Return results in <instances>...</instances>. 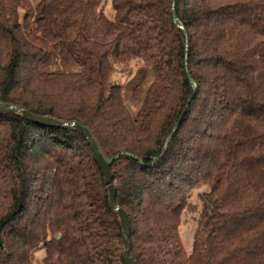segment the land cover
I'll list each match as a JSON object with an SVG mask.
<instances>
[{"label": "trees", "instance_id": "1", "mask_svg": "<svg viewBox=\"0 0 264 264\" xmlns=\"http://www.w3.org/2000/svg\"><path fill=\"white\" fill-rule=\"evenodd\" d=\"M106 2L0 0V103L120 154L136 264H264V0H112L114 20ZM41 249V264H127L85 135L0 113V264Z\"/></svg>", "mask_w": 264, "mask_h": 264}, {"label": "water", "instance_id": "2", "mask_svg": "<svg viewBox=\"0 0 264 264\" xmlns=\"http://www.w3.org/2000/svg\"><path fill=\"white\" fill-rule=\"evenodd\" d=\"M173 15L174 18H176V14H175V10H173ZM191 101V99H190ZM0 113L3 114H10V113H19L22 115L27 116L28 118H30L31 120L38 122V123H42V124H46L49 126H53V127H62V128H70V127H74L79 129L87 138L92 151L94 153V156L102 170V173L105 177V182L106 185L109 189V200H110V206L112 209H114L115 211H117L120 215L121 218V222L123 225V236H124V242H125V249H124V257L125 260L127 262V264H136V262L133 260V258L131 257V253H130V237H129V220H128V215L126 213V211L124 209H122L116 200V188L115 185L113 183V173L111 170V164L113 163V161H115L119 156L116 155L114 157L111 158H107L104 153L102 152L100 145L98 144L94 134L92 133V131L84 126L83 124H81L80 122H76V121H58L56 119L50 118V117H42V116H37L34 115L32 113H30L29 111L23 109L20 106L17 105H13L10 103H0ZM176 129V128H175ZM174 131L170 134V136L167 139L166 142V146L168 145L170 139L172 138ZM166 148V147H165ZM164 152H162V154L158 157V159H160L163 155Z\"/></svg>", "mask_w": 264, "mask_h": 264}, {"label": "rangeland", "instance_id": "3", "mask_svg": "<svg viewBox=\"0 0 264 264\" xmlns=\"http://www.w3.org/2000/svg\"><path fill=\"white\" fill-rule=\"evenodd\" d=\"M104 13L105 15L111 19H115V10L113 8L112 0H107L104 6ZM199 192H195L193 196V200L196 204L197 210L195 212L192 211H187L183 215V221H182V226H181V238L183 241V244L185 246V249L187 252H191L192 250V244H193V236L195 233V230L197 228V219L199 215V209L201 207L200 205V199H199ZM45 256V249H41L36 253V260L38 264H41L42 259Z\"/></svg>", "mask_w": 264, "mask_h": 264}]
</instances>
